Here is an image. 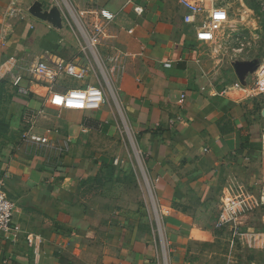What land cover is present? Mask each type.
Returning <instances> with one entry per match:
<instances>
[{
    "label": "crops",
    "instance_id": "crops-1",
    "mask_svg": "<svg viewBox=\"0 0 264 264\" xmlns=\"http://www.w3.org/2000/svg\"><path fill=\"white\" fill-rule=\"evenodd\" d=\"M9 1L0 0V185L20 232H0V264H260L257 206L217 224L229 185L264 188L259 125L249 103L208 85L196 23L177 0H19L8 15ZM91 6L114 14L98 50L116 83L101 109L60 108L36 85L16 95L4 78L24 54L73 60L92 81L93 56L68 31V13ZM28 127L55 131L48 144L27 142Z\"/></svg>",
    "mask_w": 264,
    "mask_h": 264
},
{
    "label": "built area",
    "instance_id": "built-area-1",
    "mask_svg": "<svg viewBox=\"0 0 264 264\" xmlns=\"http://www.w3.org/2000/svg\"><path fill=\"white\" fill-rule=\"evenodd\" d=\"M18 2L19 0L9 1L8 15L15 13ZM177 3L186 11L187 21L196 23L195 40L197 42L212 41L216 31L227 21V10L212 0H177ZM142 10L141 7L134 8L138 14H141ZM78 17L85 30V39L89 42V46L93 47V49L88 48V43L81 45L79 53L86 57L89 53L98 59L100 53L97 45H106L111 37L114 14L105 8L91 6L84 9ZM165 65L169 63L166 62ZM13 66L17 70L10 72V75L4 79L16 95L27 97L31 92L29 87L36 85L44 87L47 98L58 101L60 108L88 112L100 110L107 101L106 87L97 81H86V69L73 60L55 64L36 58L34 55L24 54L14 59ZM66 78L73 79L75 83L68 85L65 82ZM82 81L85 83L80 84ZM217 93L221 94L215 91V94ZM34 116L31 118L34 119ZM53 131L55 129H46L43 136H39L32 132L31 127H28L22 132L21 138L27 142L48 144L49 135ZM114 162L117 163L116 160ZM244 192L239 184L229 185L225 189L221 215L217 220L218 225L234 223L237 217L258 206L259 202H264L263 191L260 196L256 194L257 197L253 194L246 196ZM13 213L14 204L8 197L5 187L0 185V232H20V227L14 223ZM235 227L236 225L232 227L233 232ZM30 237V235L26 236L28 242Z\"/></svg>",
    "mask_w": 264,
    "mask_h": 264
},
{
    "label": "rangeland",
    "instance_id": "rangeland-1",
    "mask_svg": "<svg viewBox=\"0 0 264 264\" xmlns=\"http://www.w3.org/2000/svg\"><path fill=\"white\" fill-rule=\"evenodd\" d=\"M212 1L224 7L228 17L216 31L212 41L198 44L197 61L204 71L208 85L213 90L251 105V115L259 125L264 164V0ZM68 15L71 28L67 27L71 42L79 47L88 43V48L93 49L85 39V30L77 13L70 11ZM182 18L186 23L191 24L186 19V13ZM97 46L100 49L101 46ZM92 60L88 72L89 78L101 83L106 87V92H109L116 83L114 78L111 80V77H114L112 73L109 77L110 64L101 58V54L98 59L93 57ZM65 82L68 85L75 83L71 78H66ZM110 99L111 102L114 101V95ZM242 188L246 196L257 194L245 187ZM262 191L264 192V188ZM257 208L264 213V202H259ZM149 209L154 211L152 203H149ZM258 257V262L264 264V253Z\"/></svg>",
    "mask_w": 264,
    "mask_h": 264
},
{
    "label": "water",
    "instance_id": "water-1",
    "mask_svg": "<svg viewBox=\"0 0 264 264\" xmlns=\"http://www.w3.org/2000/svg\"><path fill=\"white\" fill-rule=\"evenodd\" d=\"M29 12L33 15L40 16L42 19H47L56 26H60V19L56 12L54 11H43L38 6L32 5L29 9Z\"/></svg>",
    "mask_w": 264,
    "mask_h": 264
}]
</instances>
